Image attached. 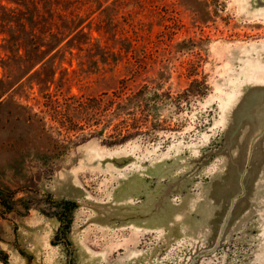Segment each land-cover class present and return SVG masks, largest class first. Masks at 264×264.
<instances>
[{
  "label": "rangeland",
  "instance_id": "rangeland-1",
  "mask_svg": "<svg viewBox=\"0 0 264 264\" xmlns=\"http://www.w3.org/2000/svg\"><path fill=\"white\" fill-rule=\"evenodd\" d=\"M114 2L119 27L135 14L150 34L135 52L147 123L57 110L116 99L124 73L81 64L93 51L63 63L62 97L40 91L59 87L38 82L46 65L20 76L24 51H0V193L76 202L64 236L54 214L0 205V264H264V0Z\"/></svg>",
  "mask_w": 264,
  "mask_h": 264
},
{
  "label": "trees",
  "instance_id": "trees-1",
  "mask_svg": "<svg viewBox=\"0 0 264 264\" xmlns=\"http://www.w3.org/2000/svg\"><path fill=\"white\" fill-rule=\"evenodd\" d=\"M106 1L0 0V51H9L13 55H19L20 50L24 51L28 66L20 76L28 73L32 78L37 74L36 71L31 72L35 65L38 63L46 65L45 75L39 77L38 82L55 81L59 84L54 92L48 87L40 89L47 97L52 95L62 97L69 92L68 89H63V86L69 84L70 87L74 76L67 74V66H63V63L71 64L72 50L93 51L97 54L96 57L88 53V57L83 58L81 64H85V60H92L97 64L96 70L100 69L98 63L101 62L108 64V70H119L124 73L119 79V86L113 90L116 99L110 97L101 102L94 98L92 102H87L80 101L72 93L69 98L74 100L64 105L57 104L59 109H56L59 111L63 106L69 108L76 104L72 107L77 113L76 126L85 123L92 117L91 115L108 112L111 116L128 114V117H121L118 124L135 127L139 123H147V119H140L135 115L137 105L134 100L141 89L137 88L135 83L137 77L145 70V65L135 52L140 42L144 45L151 41L150 34L139 33L135 14H130L133 16L127 23L128 28L119 27L118 11L109 12L104 6ZM114 1L118 0H112V3H115ZM151 11L154 12L153 9ZM93 30L97 32V36H93ZM51 52L53 53L49 55ZM66 52L70 53L68 59ZM3 60L4 58L0 56V61ZM58 68L60 69L57 76ZM67 110L69 109H61L63 112ZM0 205L7 210L19 212L37 208L46 214H54L59 219L57 233L64 236L70 227L71 213L76 202L67 198L52 199L49 195L43 198L30 195L14 197L9 193H0ZM3 254L0 250V256Z\"/></svg>",
  "mask_w": 264,
  "mask_h": 264
}]
</instances>
